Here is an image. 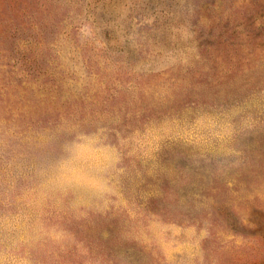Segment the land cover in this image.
I'll return each instance as SVG.
<instances>
[{"label": "rangeland", "instance_id": "374dc122", "mask_svg": "<svg viewBox=\"0 0 264 264\" xmlns=\"http://www.w3.org/2000/svg\"><path fill=\"white\" fill-rule=\"evenodd\" d=\"M0 264H264V0H0Z\"/></svg>", "mask_w": 264, "mask_h": 264}]
</instances>
